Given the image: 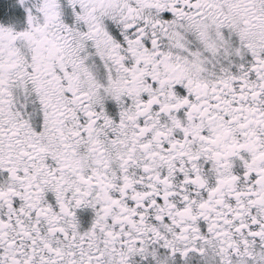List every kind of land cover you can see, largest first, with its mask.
Returning a JSON list of instances; mask_svg holds the SVG:
<instances>
[{
	"label": "snow or ice",
	"instance_id": "snow-or-ice-1",
	"mask_svg": "<svg viewBox=\"0 0 264 264\" xmlns=\"http://www.w3.org/2000/svg\"><path fill=\"white\" fill-rule=\"evenodd\" d=\"M0 264H264V0H3Z\"/></svg>",
	"mask_w": 264,
	"mask_h": 264
},
{
	"label": "flooded vegetation",
	"instance_id": "flooded-vegetation-1",
	"mask_svg": "<svg viewBox=\"0 0 264 264\" xmlns=\"http://www.w3.org/2000/svg\"><path fill=\"white\" fill-rule=\"evenodd\" d=\"M4 5H5V4H4ZM3 7H6V5H5V6H3ZM3 7H0V15H2V14H3V11H2Z\"/></svg>",
	"mask_w": 264,
	"mask_h": 264
},
{
	"label": "trees",
	"instance_id": "trees-1",
	"mask_svg": "<svg viewBox=\"0 0 264 264\" xmlns=\"http://www.w3.org/2000/svg\"><path fill=\"white\" fill-rule=\"evenodd\" d=\"M3 6H5L3 3V0H0V7H3Z\"/></svg>",
	"mask_w": 264,
	"mask_h": 264
}]
</instances>
